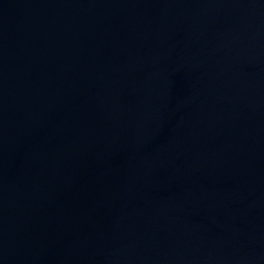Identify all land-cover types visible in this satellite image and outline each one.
<instances>
[{
	"label": "water",
	"instance_id": "95a60500",
	"mask_svg": "<svg viewBox=\"0 0 264 264\" xmlns=\"http://www.w3.org/2000/svg\"><path fill=\"white\" fill-rule=\"evenodd\" d=\"M0 264H264V0H0Z\"/></svg>",
	"mask_w": 264,
	"mask_h": 264
}]
</instances>
